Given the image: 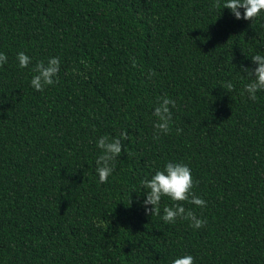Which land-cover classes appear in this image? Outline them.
<instances>
[{
    "label": "trees",
    "instance_id": "obj_1",
    "mask_svg": "<svg viewBox=\"0 0 264 264\" xmlns=\"http://www.w3.org/2000/svg\"><path fill=\"white\" fill-rule=\"evenodd\" d=\"M213 3L0 0V264H264V91L241 95L240 71L264 56V13L238 20ZM53 57L58 78L36 91L33 69ZM165 95L167 134L153 115ZM122 130L101 183L97 141ZM169 162L190 167L206 201L180 202L200 229L164 223L167 197L145 213L142 181Z\"/></svg>",
    "mask_w": 264,
    "mask_h": 264
},
{
    "label": "clouds",
    "instance_id": "obj_2",
    "mask_svg": "<svg viewBox=\"0 0 264 264\" xmlns=\"http://www.w3.org/2000/svg\"><path fill=\"white\" fill-rule=\"evenodd\" d=\"M215 9L227 8L236 19L243 18L244 20L254 21L258 16L264 13V0H225L221 5L220 0H214L212 5ZM243 9V16L238 9ZM17 60L20 68H27L31 63V58L23 52L17 55ZM251 61L257 66L252 68L241 67L240 71L246 74L249 82L244 85L243 95L246 92L249 98L253 101L257 99L256 93L264 91V56L259 54L251 57ZM7 62V56L0 53V66ZM135 66V61H133ZM33 71L36 73L30 81L31 87L36 91H43L46 86L53 85L60 71V60L58 57L48 59L47 63L40 61L35 65ZM154 75V73H152ZM228 91L234 90V85L231 81L223 85ZM176 106V101L165 95L158 98V106L155 107L153 115L157 118L154 123V128L157 133L167 134L170 131V123L172 120V112L170 107ZM181 129H177L179 133ZM129 139L127 130H122L118 137L109 139L108 137H100L97 141V147L102 150V154L97 158L96 172L98 173L99 181L106 183L109 176L113 173L115 161L124 151L125 145L122 143ZM198 183V182H195ZM144 188L148 189L144 205H151V209L145 208L146 215L160 216V202L163 197L173 201V205L163 208V216L161 219L164 223H175L176 220H189L190 226L195 229H200L206 221L197 218L191 210H186L180 202H188L201 209L205 208L206 201L193 194L192 189L195 184L191 175V169L186 164L169 162L163 170H157L150 179L142 181ZM130 203V202H129ZM172 264H194V257L185 255L181 258H176Z\"/></svg>",
    "mask_w": 264,
    "mask_h": 264
}]
</instances>
